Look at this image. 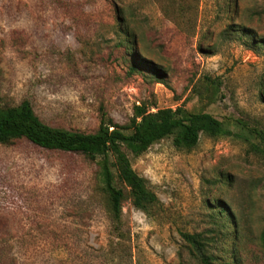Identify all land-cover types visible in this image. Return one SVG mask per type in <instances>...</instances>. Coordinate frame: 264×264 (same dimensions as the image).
<instances>
[{"label": "rangeland", "instance_id": "rangeland-1", "mask_svg": "<svg viewBox=\"0 0 264 264\" xmlns=\"http://www.w3.org/2000/svg\"><path fill=\"white\" fill-rule=\"evenodd\" d=\"M24 99L71 130L127 126L144 104L233 134L128 152L158 199L137 208L116 180L121 238L96 161L0 143V264H205L183 232L207 238L214 264H264V0H0V105Z\"/></svg>", "mask_w": 264, "mask_h": 264}, {"label": "trees", "instance_id": "trees-1", "mask_svg": "<svg viewBox=\"0 0 264 264\" xmlns=\"http://www.w3.org/2000/svg\"><path fill=\"white\" fill-rule=\"evenodd\" d=\"M203 133L227 136L233 131L210 113L192 112L182 106L151 111L144 104L136 105L127 126L103 115L95 132H83L46 123L28 99L17 105H0V143L27 139L46 149L79 152L97 162L103 191L109 201L112 238L125 236L121 225L125 192L117 185V179L128 187L137 208L145 210L158 199L146 180L132 167L128 152L140 155L166 137H172L177 148L191 149L198 144ZM221 210L226 212L228 209ZM182 237L202 262L214 264L207 251V238L186 232ZM261 239L264 241V228Z\"/></svg>", "mask_w": 264, "mask_h": 264}]
</instances>
